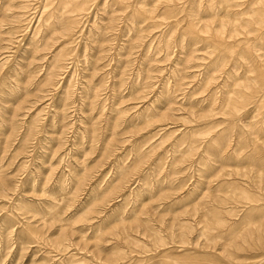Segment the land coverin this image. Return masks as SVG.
<instances>
[{
    "label": "rangeland",
    "instance_id": "1",
    "mask_svg": "<svg viewBox=\"0 0 264 264\" xmlns=\"http://www.w3.org/2000/svg\"><path fill=\"white\" fill-rule=\"evenodd\" d=\"M0 264H264V0H0Z\"/></svg>",
    "mask_w": 264,
    "mask_h": 264
}]
</instances>
